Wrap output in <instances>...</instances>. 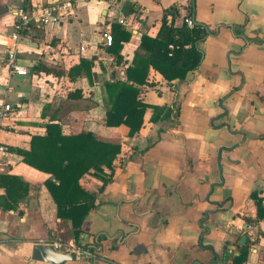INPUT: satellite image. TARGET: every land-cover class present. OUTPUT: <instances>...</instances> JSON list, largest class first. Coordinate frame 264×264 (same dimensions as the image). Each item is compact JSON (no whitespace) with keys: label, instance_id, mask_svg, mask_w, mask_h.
<instances>
[{"label":"crops","instance_id":"crops-1","mask_svg":"<svg viewBox=\"0 0 264 264\" xmlns=\"http://www.w3.org/2000/svg\"><path fill=\"white\" fill-rule=\"evenodd\" d=\"M53 1L25 0L24 8ZM21 2L0 0L9 9L0 16V103L12 107L0 142L28 150L30 136L53 121L64 134L90 132L120 152L103 171L105 185L93 171L79 180L94 205L76 238L70 221L57 217L44 186L49 174L12 152L0 159V173L29 185L11 209L1 206L0 188V264H29L33 244L56 241L98 252L64 264H231L241 247L243 264H264V0H114L113 9L106 0H81L61 22L33 23L20 35L17 61L29 75L9 77L4 60ZM174 4L175 25L192 6L195 24L214 34L198 43L201 62L184 80L169 83L148 69L137 96L146 105L143 125L128 137L124 126L105 125L103 83L124 78L141 36L155 37L163 10ZM118 9L136 21L123 26L131 35L120 64L101 41ZM81 58L92 60L91 83L51 73ZM77 91L80 98L66 97ZM173 106L177 118L164 111L152 121L153 107Z\"/></svg>","mask_w":264,"mask_h":264},{"label":"trees","instance_id":"trees-1","mask_svg":"<svg viewBox=\"0 0 264 264\" xmlns=\"http://www.w3.org/2000/svg\"><path fill=\"white\" fill-rule=\"evenodd\" d=\"M21 1L23 2L20 6L24 8L26 2ZM192 13L191 6L188 15L191 17ZM178 15L176 4L164 9L156 36L153 38L141 36L139 52L135 53V58L125 68L124 78L103 83L106 126H124L128 137H132L141 129L146 105L142 104L137 96L139 86L146 82L149 68L171 83L184 80L187 73L195 70L201 62L202 53L197 45L214 33H210L206 26L195 22L193 27L189 28L185 18L177 26L175 21ZM107 30L112 38L107 50L114 55L116 63L120 64L122 43L128 41L131 34L116 22L109 23ZM169 45L173 46L172 50L168 49ZM91 66L92 60L81 58L77 65L67 71L54 70L51 73L56 77L64 75L72 82L85 77L91 83L94 76ZM79 93L68 92L66 97L77 99L80 98ZM164 111L168 116L172 114L174 118H177L179 113L178 108L174 106L167 107L166 110L163 107H153L152 121H158ZM44 128L43 135L30 136L28 150L15 147L7 149L19 156L23 163L49 174L44 186L56 205L57 217L70 221L76 238L81 232L85 217L94 205V197L81 188L79 180L89 171H93V175L100 179L103 185L109 182L110 177L105 176L103 171L112 170V163L120 152V146L99 141L90 132L64 134L61 126L53 121L47 122ZM0 188L4 190L1 206L4 209H11L24 200L29 185L19 177L0 173ZM101 189L102 187L99 190ZM100 240L101 238L97 243ZM94 248L87 249L97 255L98 252ZM246 254L247 248L241 247L239 254L231 259V264H243Z\"/></svg>","mask_w":264,"mask_h":264},{"label":"built area","instance_id":"built-area-1","mask_svg":"<svg viewBox=\"0 0 264 264\" xmlns=\"http://www.w3.org/2000/svg\"><path fill=\"white\" fill-rule=\"evenodd\" d=\"M81 0H54L45 6L40 7L36 11H27L25 8L19 6L13 11V22L12 31L8 35V40L10 45L5 56V67L7 69V74L11 76L25 77L29 75V70L27 67L22 66L18 63L17 58V47L19 43L20 35L27 30L31 24H36L37 26H46L49 24H57L63 19L71 15L74 5ZM106 4L110 9L116 7L114 0H106ZM114 20L122 26L135 28V14L127 13L123 14L120 9L115 10ZM186 25L192 28L194 21L189 15L185 16ZM101 41L105 46H110L112 43V38L108 30H103L101 34ZM169 50L173 49L172 45L168 46ZM12 107L10 104L5 102L0 103V132L3 129V124L6 119L11 116ZM7 146L0 142V159L6 157L9 154ZM56 251L62 253H74L80 258H91L96 257L95 253L89 249L78 245L74 241L68 242H52L50 244Z\"/></svg>","mask_w":264,"mask_h":264},{"label":"water","instance_id":"water-1","mask_svg":"<svg viewBox=\"0 0 264 264\" xmlns=\"http://www.w3.org/2000/svg\"><path fill=\"white\" fill-rule=\"evenodd\" d=\"M9 9L0 5V16L6 14ZM140 247V246H139ZM80 259L74 253H62L56 251L50 244L47 243H35L32 245L30 262H44L47 264H64L66 262L76 261ZM194 264H199L194 262Z\"/></svg>","mask_w":264,"mask_h":264}]
</instances>
